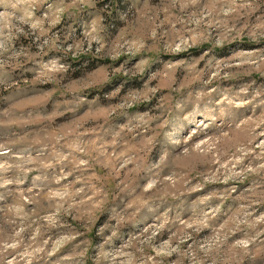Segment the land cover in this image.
Returning <instances> with one entry per match:
<instances>
[{"label":"rangeland","instance_id":"374dc122","mask_svg":"<svg viewBox=\"0 0 264 264\" xmlns=\"http://www.w3.org/2000/svg\"><path fill=\"white\" fill-rule=\"evenodd\" d=\"M0 264H264V0H0Z\"/></svg>","mask_w":264,"mask_h":264}]
</instances>
